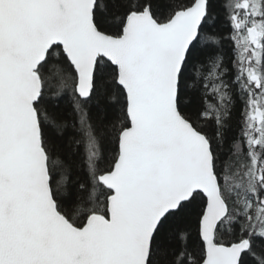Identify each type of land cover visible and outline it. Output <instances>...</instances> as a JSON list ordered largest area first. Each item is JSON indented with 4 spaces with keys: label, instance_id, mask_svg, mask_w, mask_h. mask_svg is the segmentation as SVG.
Listing matches in <instances>:
<instances>
[{
    "label": "snow or ice",
    "instance_id": "snow-or-ice-1",
    "mask_svg": "<svg viewBox=\"0 0 264 264\" xmlns=\"http://www.w3.org/2000/svg\"><path fill=\"white\" fill-rule=\"evenodd\" d=\"M0 264H264V0H0Z\"/></svg>",
    "mask_w": 264,
    "mask_h": 264
},
{
    "label": "trees",
    "instance_id": "trees-1",
    "mask_svg": "<svg viewBox=\"0 0 264 264\" xmlns=\"http://www.w3.org/2000/svg\"><path fill=\"white\" fill-rule=\"evenodd\" d=\"M225 47L227 48V45H225ZM233 127H235V124L233 125ZM180 227H184V228H188L193 234L195 232V220L194 218L190 219L189 221L180 224Z\"/></svg>",
    "mask_w": 264,
    "mask_h": 264
}]
</instances>
